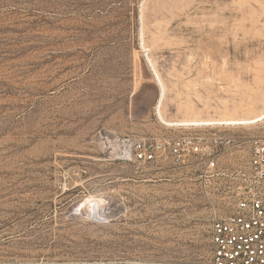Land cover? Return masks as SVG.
Returning a JSON list of instances; mask_svg holds the SVG:
<instances>
[{"label": "rangeland", "instance_id": "374dc122", "mask_svg": "<svg viewBox=\"0 0 264 264\" xmlns=\"http://www.w3.org/2000/svg\"><path fill=\"white\" fill-rule=\"evenodd\" d=\"M260 8L255 0H0V264H212L214 187L202 168H140L121 150L125 139L164 134L264 136V121L165 124L147 61L167 87L164 117L233 110L248 94L231 79L252 85L264 65ZM91 197L104 200L100 213L83 208Z\"/></svg>", "mask_w": 264, "mask_h": 264}, {"label": "built area", "instance_id": "2783aa9c", "mask_svg": "<svg viewBox=\"0 0 264 264\" xmlns=\"http://www.w3.org/2000/svg\"><path fill=\"white\" fill-rule=\"evenodd\" d=\"M121 157L140 168L151 163L202 168L214 187V197L208 196L215 203L212 264H264V136L187 132L128 138Z\"/></svg>", "mask_w": 264, "mask_h": 264}, {"label": "bare ground", "instance_id": "6f19581e", "mask_svg": "<svg viewBox=\"0 0 264 264\" xmlns=\"http://www.w3.org/2000/svg\"><path fill=\"white\" fill-rule=\"evenodd\" d=\"M255 1H257L259 3V7H261L260 11H261V9L263 11L264 10V0H255ZM247 2H248V0H247ZM145 5H144V8H145ZM261 14H263V13L261 12ZM143 17H142V22H144V20H145V19H143ZM258 17L259 16H257V19L260 18V17L259 18ZM254 19H256V17ZM255 21H256L255 25H256V29H257L256 31L259 32L260 30H263L262 25L259 24V22H261V21L260 20H255ZM156 34H157V32H156ZM233 34H234V32H233ZM261 35H262V33H261ZM145 40H146L145 39V31H144V28H142L141 41H142L143 49H146V47H147ZM212 60H213L212 57H210L209 55H206L204 65L209 68L208 62H210ZM147 61H148V64L151 68V71L153 72V75L155 76L156 81L160 87V97H159L157 115L159 116L160 120L162 122H164L165 124L172 126V127H192V126H195V127L212 126V127H214V126H240V125L249 126V125H253V124H256L258 122L264 121V65L263 64L262 65L257 64L259 67H257V70L254 69L256 71V74H255V77H253L254 81L252 82L253 83L252 85L248 84L246 82L243 83L241 81V79L238 77H234V78L231 77L232 81H231L230 85L233 87L234 91L235 92L237 91V93H239V94L240 93L248 94V101L247 102L241 101L239 104H236V105H234L233 104L234 102H232V109L233 110H230L228 108L230 106L227 104L219 110V113L217 116L211 115L209 113L208 114L211 116H203L202 115L203 113L199 114L197 111L194 112L195 110L194 111L192 110L193 107H190V106L188 107V105H189L188 104V105H186V107H188L189 109L192 108L191 109L192 111H189L186 113L185 112V110L187 109L186 108L184 110V116L182 115V117L166 118L162 114L163 110H161V106H162V103L166 97L167 87H166L164 81L162 80V78H161V76H160V74L156 68L154 61L149 57V55H147ZM210 78L212 79V77H209V80H210ZM226 86H227V84L220 83L219 89L226 91L227 90ZM230 90H231V88H230ZM245 96H247V95H245ZM240 97H241V95L239 96V98ZM258 98H260L261 101H263V104L261 103L263 105V108L261 107L260 111L254 110L253 103H252L253 100H254V102H256L255 100H257ZM238 100H241V99H238ZM183 108H184V106H183ZM199 112L201 113V111H199ZM103 204H104L103 199L97 198V197H91L86 202V204L83 206V208H85L89 211H93L94 213H100L101 210L103 209Z\"/></svg>", "mask_w": 264, "mask_h": 264}]
</instances>
